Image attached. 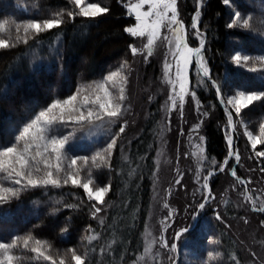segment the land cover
<instances>
[{"label":"trees","instance_id":"16d2710c","mask_svg":"<svg viewBox=\"0 0 264 264\" xmlns=\"http://www.w3.org/2000/svg\"><path fill=\"white\" fill-rule=\"evenodd\" d=\"M89 2L107 7L108 13L95 19L77 15L74 20L65 15L60 28L43 32L24 44L16 43V24L52 18L54 13L61 10H78L68 0H0V24L4 26L0 38L10 39L15 45L0 49V147L11 145L18 130L53 101L70 96L80 85L93 82L111 70L120 69L125 61H132L129 44L135 43V37L123 31L135 22L125 7L127 0ZM178 4L189 25L197 11V0H178ZM232 7L242 12L261 14L264 13V0H230L229 5H225L223 0H200L199 4V33L204 40L202 55L209 68L210 79L202 77L197 70V76H191V86H194L201 107L209 113L203 124L204 154L210 164L207 170L216 168L211 164V158H215L217 164L223 163L228 152L223 130L227 117L212 87L213 81L223 93L234 88L264 91V70L250 72L246 67L235 66L230 60L231 52L237 48L245 49L251 57L264 55V41L253 37L249 27H226L231 21ZM19 35H24L22 28ZM189 40L193 46L199 43L197 38L190 35ZM250 42L253 45H248ZM150 65L154 72L156 64ZM233 116L236 118L234 111ZM242 117L253 126L264 117V101L255 102L244 109ZM152 127V119L149 118L122 142L118 140L108 161L111 167L92 168L89 159L88 168L96 184L111 185L101 217L103 225L99 218L92 217V201L88 200L82 188L74 187L71 183L59 188H29L22 191L18 198L0 205V241L11 243L16 236L31 234L35 239L47 241L53 253L74 247L83 254L87 245L89 264H96L98 257L95 255L100 243L103 239L111 238L114 239L115 256L112 264H129L136 260L143 249L142 233L155 176L157 133ZM113 135L110 132L108 138ZM105 142L108 140L103 137L77 142L70 151L74 156L91 158L104 148ZM258 149L264 151V145H259ZM82 163L78 161V164ZM233 164L234 160L231 159L225 172L217 171L210 183L212 190L217 188L221 175H228V169L234 166L237 176L248 181L239 166ZM81 172L87 173V170L82 169ZM201 200L202 197L199 202ZM247 208L252 214L264 218V213L252 210L250 205ZM219 211L222 213V217L219 214L220 220L216 219L214 210L205 208L195 224L191 223V216L173 221L171 233L189 226L187 231L180 230V236L188 238L184 242L178 239L176 245L180 243L182 250L192 249L200 254H204L206 248L208 251L215 247L216 252L221 253L214 259L216 264H247L249 241L253 239L249 237L244 241L242 234L237 232L236 224L244 222L243 219L237 217L234 226L233 221L223 215L226 213L231 217L232 207L226 205L224 210ZM89 226L92 234L99 233L98 239L90 245L81 240L82 236L88 234L86 229ZM64 229L67 231L62 234ZM207 235L219 243H207ZM13 254L22 257L18 264H49L23 258L33 254L22 249L14 250ZM233 256L237 260L234 261ZM206 264H210L208 260Z\"/></svg>","mask_w":264,"mask_h":264},{"label":"snow or ice","instance_id":"6c2138e0","mask_svg":"<svg viewBox=\"0 0 264 264\" xmlns=\"http://www.w3.org/2000/svg\"><path fill=\"white\" fill-rule=\"evenodd\" d=\"M223 2L225 5H229L230 0H223ZM68 3L73 5L74 9H79V11L61 10L60 12L54 13L52 18L40 21L28 20L23 24H16V43L23 42L27 44L30 39H34V36L60 28L64 22L63 17L65 15L71 20H74L77 15L95 19L109 11L107 7H103L99 3L89 2V0H68ZM199 4L200 0H197V11L192 17L191 24L192 29L197 31L198 37L202 36L199 33L198 25L200 15ZM145 6L146 10H144ZM125 7L127 8L129 16L134 17L135 24L125 27L123 31L132 37H147V42L143 45V49L129 44V49L133 56L142 54L146 50L144 59L147 61L153 54V47L158 41L163 40L167 42L171 54L176 60L175 78L170 76L172 65L167 61L164 64L165 82L172 85V89L168 93V100L171 101L169 111L176 108L178 99L182 117V109L186 96L190 94L193 100L196 99L195 91L191 90L190 87H186V84H190L187 67L195 63L200 70L201 76L210 79L209 70L203 62L202 56L204 40L200 38L198 45L195 47L189 45L187 29L184 23L178 18L177 0H137L136 3L126 4ZM241 17L242 14L236 11L226 27L228 29H233L236 26L245 29L248 28L249 19H242ZM21 28L24 33L23 37L19 35ZM164 30H167V33H171V38L168 34H165ZM3 32L4 26L0 24V33ZM14 46L10 39L0 38V49ZM230 60L232 64L241 68L247 66L249 62L253 64L258 62L264 66V55L251 57L241 51H235L230 55ZM120 68H128L127 61L123 62ZM260 70L255 66L248 68L250 72ZM118 76L124 84L127 83V76L122 71H113L95 86L89 85L87 88H78L76 94L69 96L67 99L55 100L18 130V135L14 137L15 142L11 143L10 146L5 145L0 147V205L9 202L13 198H18L22 191L29 188L48 186L59 188L62 185L71 183L74 187L82 188L90 202H95L91 204V215L94 219L97 218L98 214L103 210V205L106 203V197L111 191V185L94 186L97 182L93 178L91 169L88 168L89 159L91 160L92 168L100 169L104 166L111 167L108 161L111 159L113 150L117 146L119 134L125 131L126 122L120 125L119 132L112 136L106 146L96 152L91 158L67 157L65 155L67 151L66 145L74 138L75 131L85 129L87 126L94 127L96 121L100 123H104L105 121L111 123L122 116L124 101L126 100L125 87L123 85L119 86L118 94H114L108 87L109 84L116 87L114 78ZM177 83L178 91L176 90ZM212 87L215 88L220 103L224 105V111L227 117L225 140L228 145V152L223 163L217 164V160L211 158V164L216 166V168L208 171L207 175L202 177V190H206L207 195L203 197L204 202L198 204V208L201 210L206 207L208 200L214 198L209 190V178L215 175L216 171L225 172L231 158L234 157L237 162L240 160L239 152L233 147L236 128L233 111L237 118H241L244 109H248L255 102L264 101V91L237 89L234 95L229 94L225 96L215 81H213ZM65 114H67V119H65ZM203 115L207 116L208 113L205 112ZM70 125H79V128H75L73 132H69L67 135L54 134L59 127H68ZM197 130L198 126L192 131ZM259 131V136L253 135V132L248 130H245L243 134L247 137L255 156L264 158V151L257 150L258 145H264V123H260ZM199 140L202 143L204 137L200 136ZM200 157L202 163L206 162L207 158L202 148L200 149ZM65 160L69 161L66 168ZM78 161H83V163L78 164ZM82 169L87 170V178L82 177ZM261 171L264 172V168ZM196 174L197 181L199 182L201 179L199 168L196 169ZM231 175L236 178L237 184L244 185L245 192H248L247 185L251 181H244L239 178L235 169L231 171ZM5 181L9 186H5ZM180 182V180L175 181L176 184H180ZM244 199L252 202L254 211L264 213V203L257 207L253 197L245 195ZM255 199L259 200L260 197L257 196ZM97 205H100V207ZM68 207H74V205H68ZM163 207L168 209L169 204L164 203ZM168 215L170 217L171 212ZM216 219H221L219 214H217ZM244 222L247 223L248 221L245 220ZM100 224H104L103 219H100ZM66 231L67 229L62 230V234ZM183 231H187V229ZM86 232L88 234L82 236L81 240L86 241L88 245L96 241L99 237V233L92 234L93 230L91 226L86 229ZM181 234V232H177L176 237H179ZM209 242L212 244L219 243V241L214 239H210ZM154 243V241L148 243L144 248V252L151 253ZM160 246L162 248L169 247L168 242L164 241L163 237H161ZM170 246L173 250L177 247L175 243H172ZM85 247L86 250L83 254L79 253L74 247H69L63 252L53 253L51 245L47 241L35 239L31 234L23 237L16 236L11 240V243L0 242V264H18L22 257L13 254L14 250L18 249L33 254L30 257H23L25 259L42 260L49 262V264H89L87 245ZM103 251L104 249H101V252ZM207 255L211 260L219 257L221 253L209 251ZM138 259L144 260L145 257L140 256ZM232 259L234 261L237 260L236 256H233Z\"/></svg>","mask_w":264,"mask_h":264},{"label":"rangeland","instance_id":"374dc122","mask_svg":"<svg viewBox=\"0 0 264 264\" xmlns=\"http://www.w3.org/2000/svg\"><path fill=\"white\" fill-rule=\"evenodd\" d=\"M136 2L137 0H127L126 4ZM77 10L79 11V9ZM144 10H146V6ZM177 10L178 18L184 23L187 29L188 43L190 46L195 47L191 44L189 35L197 38L198 41L201 36L198 37L197 31L192 29V21L189 25H187L183 18V13L180 10L178 0ZM236 11L239 10L235 9L234 7L231 8L232 16ZM239 12L242 14V19H249V28L252 36L256 39L264 41V13L262 12L261 14H258L252 13L250 11ZM134 24L135 22L132 25ZM164 31L165 34H168L171 38V33H167V30ZM146 42L147 37H135V43L133 45L139 49H143V45ZM248 45H253V43L250 42ZM235 51H241L245 54H248L247 51L245 49L243 50L242 48H237V50H234L231 53L233 54ZM144 55H146V50L142 54L133 56L132 61L128 63V68L111 70L99 79H96L90 83L82 84L78 87L87 88L89 85L95 86L97 83L101 82L105 76L109 75L113 71H122V73L127 76L126 84H124V82L118 76L114 78L116 81V87H113L111 84L108 85L114 94H118L119 86L123 85L125 87L126 100L124 101V111L122 116L111 123L107 121L104 123L96 121L94 127L87 126L85 129L75 131L74 138L68 145H66L67 151L65 155L69 158L79 157L72 155V152L70 151L72 146L77 142L82 143V141L98 140L100 137L107 139L109 142L112 137L108 138V134L112 132L114 135H116L119 132L120 125L125 124L126 122L124 131L125 134H119L118 137V140L122 142V140L126 139V137L130 135L129 133L131 131L135 132L140 127V125L144 123V121L151 118L153 126L152 128L155 133H157V148L154 156L155 176L153 179L151 203L142 233L143 249L141 253L137 255L136 260L129 264H179L180 262L181 264H206L207 260L210 264H216L215 260H210L207 255L209 251L215 253V247H211L208 251L206 248L203 251L205 253L200 254V252H195L192 249L182 250L180 243H178L176 249L173 250L170 246L172 243L176 244L178 239L179 242L180 240L181 242H184L186 238H188L181 236L176 237V233L180 232V230L182 231L187 229L189 226L187 225L184 229H180L174 233H171L170 229L172 227L173 221L175 220L180 221L182 218L191 216V223L195 224L197 218L201 216L205 208L214 210L217 215L220 214L219 210H224L226 205L232 207L233 213L231 217L226 213H223V215H226L229 218L228 220L233 221V225L236 223L237 217L243 219V221H248L247 223L240 222L236 224V229L238 228L237 232L242 234L241 237L244 241L246 239L248 240L249 237H252L253 239L249 241L250 246H248V259L246 258L247 264H264V223H262L264 222V218L252 214L249 208H247V205H250V208H253L252 202L246 201L244 199L245 195H248L253 197L256 205H261L264 203V172L261 171V169L264 168L262 166L264 161L262 162V158L255 156L247 137L243 134L245 130H248L252 131L253 135L259 136V125L260 123H264V117L261 120L256 121V123L252 126V124H249L245 117L235 118V116H233L236 123L233 147L239 152L240 160L237 162L234 157L231 159L234 160L233 165H238L242 173L245 174L248 180L251 181V183L247 185L248 192H245L244 185L237 184L236 179H233L231 171L235 169L236 166L233 168L231 167L228 169V175H221V179L219 178V181L216 185L217 188H215V190L211 189L210 183L215 178L216 174L209 178V190L211 191L212 197L214 198L206 202V207L204 209H199L198 204L200 202H204L203 197L207 195V191L202 190V177L207 175V172L211 170H207L208 165H210L209 160L207 159L206 162L202 163L200 157V149L202 148L204 150L205 142L203 124L209 113L207 112L208 115L204 116L203 113L206 111H204V109L201 107L198 98L196 97V99L193 100L190 94L185 98V103L182 109V117L178 99L176 108L172 111H169L171 107V101L168 100V93L172 89V85L165 82L164 64L167 61L172 65L170 76L175 78L176 60L173 58L167 42L163 40H160L155 44L153 47V54L147 59V61L144 59ZM203 62L206 64L204 57ZM152 63L153 65L156 64L154 66V72L152 71V66H148V64ZM253 66L261 69L260 71L264 70V66L260 65L258 62L255 64L249 62V64L245 67L248 69ZM197 70H199V68L195 63H192L187 67L190 84H186V87H190L193 91L194 86H191V76L196 77L198 72ZM176 90H179L178 83L176 85ZM236 90L237 88L230 90L227 89L224 94L225 96L229 94L234 95ZM76 92L77 90L73 94H76ZM68 97L64 99H67ZM47 107L43 108L42 110L46 109ZM65 119H67V114H65ZM197 126L198 130L192 131L194 128H197ZM226 127L227 119L225 125L223 126L225 135ZM75 128H79V125L59 127L54 134L67 135L69 132H73ZM200 136L204 137V141L202 143L199 140ZM107 143L105 142L103 147H105ZM258 146L257 150L260 151ZM68 163L69 161L65 160V168L67 167ZM197 168L200 169L201 179L199 182L197 181ZM81 175L82 177L87 178V173L81 172ZM176 180H180V184H176ZM5 186H9L6 181ZM94 186L98 185L96 184ZM257 196L260 197L259 200L255 199ZM201 197L202 200L199 202V198ZM92 203L95 202L92 201ZM164 203L169 204L168 209L163 207ZM105 204L103 205V210L97 216L99 219H101L104 214ZM97 206L100 207V205ZM169 212H171L170 217L168 215ZM220 215L222 217V213ZM161 237H163L164 241L168 242V248H162L160 246ZM209 238L210 235H207V243H210ZM153 241L155 243L153 245L152 252L145 253L144 248L148 243ZM113 242L114 239L111 238L109 240H102L98 250L96 251L95 256L98 257L96 264H112V261H115ZM252 243H254V245ZM101 249H104V251L101 252ZM140 256H144L145 259L139 260L138 257ZM114 264H117V262Z\"/></svg>","mask_w":264,"mask_h":264},{"label":"bare ground","instance_id":"6f19581e","mask_svg":"<svg viewBox=\"0 0 264 264\" xmlns=\"http://www.w3.org/2000/svg\"><path fill=\"white\" fill-rule=\"evenodd\" d=\"M224 107V105H222Z\"/></svg>","mask_w":264,"mask_h":264}]
</instances>
